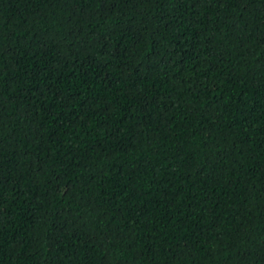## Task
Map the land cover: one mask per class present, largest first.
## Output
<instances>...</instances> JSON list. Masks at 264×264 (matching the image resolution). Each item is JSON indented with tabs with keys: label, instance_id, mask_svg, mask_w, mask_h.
<instances>
[{
	"label": "trees",
	"instance_id": "1",
	"mask_svg": "<svg viewBox=\"0 0 264 264\" xmlns=\"http://www.w3.org/2000/svg\"><path fill=\"white\" fill-rule=\"evenodd\" d=\"M0 264H264V0H0Z\"/></svg>",
	"mask_w": 264,
	"mask_h": 264
}]
</instances>
